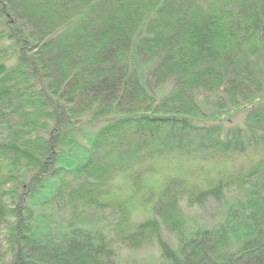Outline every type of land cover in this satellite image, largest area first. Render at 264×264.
<instances>
[{
	"label": "trees",
	"instance_id": "trees-1",
	"mask_svg": "<svg viewBox=\"0 0 264 264\" xmlns=\"http://www.w3.org/2000/svg\"><path fill=\"white\" fill-rule=\"evenodd\" d=\"M239 155L141 221L112 198L150 161ZM152 245L134 264H264V0H0V264Z\"/></svg>",
	"mask_w": 264,
	"mask_h": 264
},
{
	"label": "rangeland",
	"instance_id": "rangeland-1",
	"mask_svg": "<svg viewBox=\"0 0 264 264\" xmlns=\"http://www.w3.org/2000/svg\"><path fill=\"white\" fill-rule=\"evenodd\" d=\"M255 159L252 155H239L224 158L220 161H198L194 158L176 156L174 158L156 159L144 165L143 179L134 186L129 181L117 180L114 184L113 199L115 203L123 204L128 220L133 223L151 217V205L156 199L164 183L171 177L179 178L190 187L206 188L214 186L223 176L246 168ZM183 210L188 214H197L196 209H190L182 203ZM155 253L152 246L140 252L123 251L122 264H134L149 260Z\"/></svg>",
	"mask_w": 264,
	"mask_h": 264
}]
</instances>
